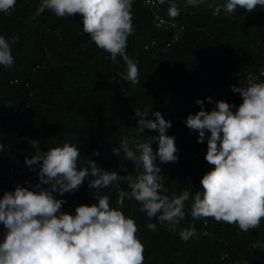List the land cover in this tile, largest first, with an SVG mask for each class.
I'll list each match as a JSON object with an SVG mask.
<instances>
[{
    "label": "trees",
    "instance_id": "16d2710c",
    "mask_svg": "<svg viewBox=\"0 0 264 264\" xmlns=\"http://www.w3.org/2000/svg\"><path fill=\"white\" fill-rule=\"evenodd\" d=\"M40 2L16 0L11 14L0 12V35L9 40L19 37L12 44L13 65L0 66V143L5 145L0 151V197L14 191L17 184L26 186V180L31 185L38 182L37 172L25 164V158L34 154L28 144L33 138L42 151L65 143L77 146L80 167L93 159L105 170L119 171L121 161L112 148L125 135L136 138L135 108H151L172 124L166 134L175 137L179 159L167 164L157 159L156 163L162 176L167 173L164 186L169 195L190 192L184 220L173 232L141 212L135 200L126 198L122 207L117 205L115 188L100 190L110 197L113 208L137 224L144 264H264V220L259 228L242 232L235 224L192 218L195 193L203 190L200 181L213 166L205 160L207 140L199 143L198 134L184 122L200 110L197 99L204 101L205 110L214 108L218 100L237 107L242 103L231 86L250 83L238 79L237 73L255 69L264 61V8L257 6L250 13L237 8L232 14L213 15V8L226 0H205L199 6L175 0L179 15L174 19L183 29L170 42L177 28L155 20L144 0H134L135 31L128 38L126 52L138 66L140 83L132 84L111 82L113 76L126 72V65L119 57L113 63L90 40L79 14L59 18L45 10L33 19ZM154 8L169 17L168 4L155 0ZM260 82L264 78L251 83ZM19 104H26L28 111L11 113L10 108ZM145 135L157 136L158 132L146 129ZM152 147L155 151L158 143ZM94 151L99 156H92ZM124 164L133 170L131 162ZM122 187L130 190L126 184ZM96 192L85 180L78 190L54 195L66 201L61 211L74 215L78 205L96 202ZM149 223L156 224L155 231L148 229ZM193 226L196 236L181 239L179 233ZM6 232L0 223V242ZM255 241L261 243L260 249L251 248Z\"/></svg>",
    "mask_w": 264,
    "mask_h": 264
},
{
    "label": "clouds",
    "instance_id": "9594fccd",
    "mask_svg": "<svg viewBox=\"0 0 264 264\" xmlns=\"http://www.w3.org/2000/svg\"><path fill=\"white\" fill-rule=\"evenodd\" d=\"M157 2L168 4L170 18L179 15L175 0ZM204 2L187 0L191 6ZM133 3L134 0H41L33 19L45 10L59 18L79 14L83 32L90 40L107 52L113 63H118L119 57L126 65V72L113 76L111 82L139 84L138 66L126 52L128 38L135 31ZM15 5L16 0H0V12L11 14ZM257 6L264 8V0H226L213 8V15L221 11L232 14L237 8L250 13ZM18 39L0 35V66L13 65L12 44ZM231 91L242 98L238 107L218 100L214 108L205 110L204 101L197 99L200 110L184 121L198 134L199 143L207 140L205 160L213 166L200 181L203 190L195 193L191 216L205 223L207 218H213L235 224L242 232H249L264 220V82L240 81L239 86H231ZM207 100L212 103L211 97ZM134 119L136 138L125 135L111 150L121 161L119 171L105 170L93 159L80 167L81 151L73 144L42 151L37 139L28 140L34 154L25 158V164L37 172L38 182L31 185L26 180V186L17 184L14 191L0 197V223L7 229L0 242V264H144L145 249L134 219L113 208L108 195L100 194L101 189L109 187L118 192L117 205L122 207L126 198L135 200L141 212L176 231L185 218L190 192L169 195L156 163L157 159L164 164L179 159L175 137L166 134L171 121L151 108H135ZM146 129L158 135H145ZM153 142L158 143L155 151ZM4 149L0 143V151ZM92 156H99V152L94 151ZM124 162H131L133 170L129 171ZM85 180L89 189L97 190L96 202L78 205L74 215L62 212L66 201L57 199L54 193L62 196L78 190ZM123 184L130 190H124ZM147 227L156 230L155 223ZM179 235L187 241L196 236V229L187 228ZM261 247L259 241L251 244L252 249Z\"/></svg>",
    "mask_w": 264,
    "mask_h": 264
},
{
    "label": "built area",
    "instance_id": "2783aa9c",
    "mask_svg": "<svg viewBox=\"0 0 264 264\" xmlns=\"http://www.w3.org/2000/svg\"><path fill=\"white\" fill-rule=\"evenodd\" d=\"M145 3L151 8L152 15L155 20L164 23L170 27L177 28L171 36L170 42L176 40L179 37V31L183 29V25L178 24L175 19L165 17L161 15L156 8H154L155 0H152V3H148L147 0H144ZM238 79L246 80L248 82H255L260 78H264V61L261 62L257 68L242 70L237 73ZM28 111V106L26 104L13 105L10 108V112L17 115H22ZM167 173L163 175L166 178ZM165 180V179H164ZM164 183V181H163Z\"/></svg>",
    "mask_w": 264,
    "mask_h": 264
}]
</instances>
